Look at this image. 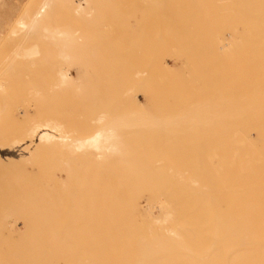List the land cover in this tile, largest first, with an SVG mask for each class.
Masks as SVG:
<instances>
[{"label": "bare ground", "instance_id": "bare-ground-1", "mask_svg": "<svg viewBox=\"0 0 264 264\" xmlns=\"http://www.w3.org/2000/svg\"><path fill=\"white\" fill-rule=\"evenodd\" d=\"M60 1L62 0H40L39 3L38 2L33 3L32 1L30 2V4L28 2V5L27 3L26 5H24L25 10L21 12L22 15H20L19 18H17L12 25L10 24L5 29L0 28V76H1V72L4 73L7 72V76L9 77V75H13L15 71L16 73L21 71L19 70L20 68L19 66H17L18 68H14L16 64H26L27 67L30 68L28 70L31 71L33 67L38 64L42 65L40 69L44 67L46 70V68L48 67L43 66V64L46 65L45 63L52 62L55 64V76L53 79V84H50L52 89L58 91L59 93V90L63 92V89L68 90V88L69 89L76 88L75 91L79 90L80 93L79 92L77 93L81 94V97L82 98L84 97L85 101L86 98L88 99V97H90V99H92V102L95 104V102L98 100L95 99L94 97L96 95H98V97L101 96V94L95 92H97V90L99 91L100 89L104 88L100 86V84L102 86L104 85L102 84V81L104 79L103 77H105V76L102 77L104 71L102 72V75L98 73V75L101 77V83H100V79H95V77L97 76L95 67L98 65L100 66L99 64L101 60L100 54L96 50V47H93L94 48L93 55H95L96 52L97 58L96 57L94 58V56L92 55L89 49L88 50L90 53H88L87 50L86 57L84 56L85 55L84 53H80L81 49H83V45H80L81 44L80 40L82 37L84 38V36L85 38H87L88 34L83 33L84 36H82V34H77L76 32L79 31L81 32L83 26L81 27V30L80 29L75 30L74 27L72 32L73 34L69 31V29L68 31L66 30L67 27H64L67 23L65 25L61 24V27H58L57 25L56 26L53 25L54 27L51 26L55 14V12L53 14L55 8L53 5L54 4L56 5L57 2ZM86 3L87 0H76L72 4L73 11L74 10L76 12L82 11ZM34 4L36 5L34 6ZM61 7L63 8L62 4ZM65 16L66 14L63 16V18ZM75 19H77V17ZM50 20H52L51 25H50ZM70 23H71L70 26L72 27L73 20ZM83 31L85 32V29ZM74 33H76V35ZM89 38L90 37H88V40ZM85 45L86 44H84V46ZM88 47L90 48L91 46L88 45L87 48ZM135 50L137 49L135 48ZM52 56H54L56 60H54ZM84 57L86 58V60L83 59ZM93 58L96 59V62L98 60V64H94L95 62L93 61ZM103 61H101L100 63L103 64ZM110 62L111 61H109V63L105 62L106 66L104 64V67H110L109 70L113 68L111 67L113 64H111ZM92 63H93V69L95 68L94 70L92 69L91 71L92 74L90 75L92 76H90L88 73L85 77V74L88 72L89 67L92 68ZM102 64H101V68H102ZM109 64H111V66ZM261 65H262L261 67H262L263 77L261 78L258 91L257 92L251 91L246 93L242 92L241 94H239L240 96H238L241 97L242 95L241 97L242 100L241 99L239 101L237 100L239 105H235L234 107H231L229 109H224L223 112L220 110H216V112H214L213 116L210 118L212 121L224 119L225 121L227 120L229 122H226L225 124L224 123L211 124L208 135H211L213 138L209 140L199 139L197 135L196 138H194L195 136L193 138H190V136L192 135L189 133H191L192 131L195 133H197L196 130L199 132L201 131L198 130L199 129L198 125L196 129L195 128L196 126H194L193 123L194 121L197 122L198 120H200L197 118L198 113L195 115V111L197 110V108L196 110L189 108L188 109L189 113L188 112L182 113L183 110L182 109L181 114L180 113L178 114L180 118L176 116L177 114L175 112L174 113L176 114L175 115L176 118L171 117V115L165 116L163 119H169V123L171 122L172 127L175 124V122L173 124L172 121L176 120L177 123V121L178 122L180 120L182 121V117L183 120L185 119L184 123H186V119H187L186 116L190 117L189 123L191 121L193 124L191 123V126H188V129L186 130L184 129L187 126L183 124V127L184 126L185 127L183 128L181 126L183 130H181L180 127L179 131H178L179 128H177L176 125L175 126L177 129L173 127L175 128L174 131L173 130L170 131L169 127H167V124L166 125L164 124V126H166V127L163 126L165 128V131L167 128L168 130L165 133L164 130H162L163 138L167 137L166 139H163L159 134L153 132L155 131L154 125L158 129V127H160L161 124L160 126L156 125L154 123L155 120L152 123L151 122L152 120L151 118H153L152 116L150 119H148V121L150 120L149 123L151 122L152 123L151 125H153V127H150V124L147 125L148 121L146 115L150 113L143 114L144 109L143 112H141L142 108L140 106V102L138 99L137 100L134 99L133 100L134 104H132L133 101L127 97L129 100H131L130 102L133 108H131V106L127 102L128 104L127 108H130L128 111H124L125 107L124 109H120L121 112L117 110L118 105L121 107L120 104L122 103V100H120L119 102V99L114 97V93H113L114 91L113 89H111V87L113 88V85H111L109 89L107 88V90L105 89L106 87L104 88V90H106V92L108 91V93L109 91L111 92L112 90L111 95L113 93V97L110 95L111 98L109 97V99H107L106 102L110 107L108 108L104 107L103 106L104 102H102V105L101 104L100 105L103 110H100L99 109L100 101L95 105L93 104V106L96 107L95 111H98V113L92 119L94 120L93 123L94 124L96 123V126L95 127L93 125L91 126H93L95 129L93 128L94 129L93 131H89V127L86 126V128L89 131L88 132L87 129L83 130L82 127L83 125H82L81 126L82 127L81 130L83 131L82 132L80 131L81 127L78 129L77 126H75L76 124L79 123L76 124L74 123L75 125L71 124L74 122V118H72L73 119L72 121L71 118L66 119L69 115L66 118L65 116H62L64 114L67 115V112L70 109H68L66 113L64 112V114H63V110L61 109L62 113L60 115V109L58 114L57 113L58 111L55 109L56 106L55 108L53 107L54 104L52 105L53 110L47 111L46 108H42L47 95L43 94L45 95V97L41 95L42 92L44 91L43 87L40 86L38 88V85L35 84L37 82L34 81L35 82L34 83L32 82V80H30L32 84L34 83L35 86L37 85V89L36 87L34 88L32 87L33 92L31 91L32 89L30 90L32 92L31 94L32 97L30 96L28 99L30 100L31 98L30 104L32 106L29 104L31 107L29 108L30 111L29 109L27 110V108L24 109H26L25 111L29 115L31 114L30 112L32 111V114L34 113V115L36 116L38 110H39L38 114L43 113L44 115H41L38 118H35L33 116L34 117L33 120L28 122L25 121L26 118H24L25 124L21 122L22 124H20L21 125L20 131L18 132L14 131L11 134L9 133V136H5L7 132L6 133L4 132L3 133L4 140L0 139V146H1L0 148L6 147L8 149H11L12 144L14 146L15 144L21 143L19 144V146L20 145L23 146L22 149L27 154H29V156H31L34 150L44 147L43 145L47 142L59 143L60 145L61 144L64 145L65 148L64 147L62 148L64 152L67 150V148L70 149L71 151L70 150L67 151L69 153L73 152L72 156L74 155L76 156L75 153H79V152L80 154L81 153L85 154V156L87 155L88 157H90V155H93L94 159L92 156V160L93 162L95 161L93 167L96 165V162L99 163L100 161L101 163L102 160H105L106 154L107 156L108 154H111L112 155L111 159H113L114 161V168L116 169V171H114L113 169L114 174L111 173L113 174L112 177L114 180H111L110 177V181L114 183L111 182L112 184H110L111 185L110 187L107 182L108 180H106V178L103 179L102 176L104 177L108 176L109 173L107 174L108 170L106 171V169L107 167H110L109 165L112 162V160L110 163L108 161V158L106 159L107 163L106 160L104 161V163L106 164L109 163V165L108 166L104 165L102 167V171L100 172L101 175H99V171H97L98 176H95V179H97L98 183L94 180V182L97 183V185L95 184L94 186L96 188H100L99 186H101L99 192L98 189H96V191L99 194L98 196V194L96 193L97 201H98V202L96 201V203L99 206L98 207L99 210H97V216H96L97 220L96 217L94 218L96 213L95 215L93 214L94 210L91 211L92 208H90V206L88 207L90 208V210L87 208L89 213H86L87 210L83 212L86 213V215L89 217L90 225L93 226V223H91L92 221L97 222L96 223L97 231L95 227L96 224L94 222L95 229L94 227L89 226L91 230H89L88 229L89 227H87L86 228L87 233L89 230V232L93 231L94 234L95 232L96 234L94 235L93 233L91 234L88 233L89 235H86L85 234L86 231H83V235H81L83 240L81 238H76L79 236L76 237L74 236L76 240L75 238L72 240V241H76L75 243H73L74 245H79V248H77V250L81 248L80 246H83L82 247L83 250L81 249L82 251L76 252L75 251L76 246L74 248V245L72 246L71 243L67 245L68 242H65L66 246L68 247L70 246V249L74 248L73 251L70 250L69 253L66 249V246H64L63 248L66 249L67 253L66 252L63 253V251L62 253H60L61 250L58 249L61 248L56 247L55 249H57L58 252L54 249L55 251L52 250V253L46 252L41 255H37V253L34 255L33 254L34 252L33 253L27 252L24 251V248L22 249V247L21 248L15 247V249H13V251H11L8 256L6 255L4 256V254L2 255V253H0V264H264V60ZM52 66L54 68L53 64L51 65V68ZM21 67L23 66L21 65ZM11 68L12 69L14 68L13 69L14 72L12 74H10ZM43 70L41 71L43 72ZM51 70L47 69L48 74L50 72V76L52 75ZM97 70H99V68ZM24 71L27 72L26 70ZM52 71H54V69ZM93 71L95 72L93 73ZM168 71H170V69ZM105 73L107 74L108 71L106 70ZM93 74H95L94 78H93ZM113 74L111 76L110 73L109 76L107 75V78L113 77L115 75ZM174 75H173V81L175 80ZM2 77L6 78V73ZM2 77H0V95H1V91L4 90V85L6 84V82H2V80L5 81V78ZM8 77L6 78L7 80ZM115 77L116 76H114V78ZM97 78L99 77L97 76ZM41 79L43 80V78ZM148 82L150 84V81ZM31 83L29 87L32 86ZM95 87L96 88L99 87V88L95 90ZM127 88H128V82H127ZM89 89L91 90L89 91ZM93 89L95 90L94 93L92 92ZM238 89H240L239 86L237 90ZM125 90L126 88H124V91ZM145 91L147 92V90ZM63 94H65V92ZM93 94H95V96ZM147 94L145 93L146 96ZM55 95H53V97H55ZM68 95L70 97V92ZM72 95H73V91L71 93V97ZM108 95L109 94H107V98ZM116 95L118 94L116 93ZM24 96L26 95L24 94ZM40 96L42 97V99L44 97L43 104L41 101L42 106L39 105L41 98ZM34 97L37 98L35 99ZM53 97L52 100L54 101ZM62 97H65V95L64 96L62 95ZM62 97L60 96L59 98L57 96L56 97L57 99L55 98L56 103L58 102L57 100L58 99L61 100ZM74 97L77 98V94H75ZM114 98H116L117 100H115ZM50 99L51 98H49V100ZM6 100L7 99H5V103H7ZM232 100L234 101V103H236L235 99ZM232 100L229 103L232 102L233 104ZM35 101L38 103L37 105ZM85 101L82 100L81 102L82 103L84 102L85 104ZM47 102L49 103V101ZM61 102L63 101L61 100ZM67 102L68 104L70 103L69 99ZM81 102L80 100L77 101L75 100L74 103L76 105H79L77 103L81 104ZM86 102H88V104H85L86 107L87 105L89 106V104L92 103L90 102V100ZM163 103L164 101H162V104ZM51 104L47 108H49ZM58 104L61 103L58 102ZM75 104L71 108L73 110L71 112L72 114L69 117L77 115V111H76L77 109L75 110L76 113L74 112ZM165 104L166 103H164V106L162 107L166 108ZM96 105L99 107H97ZM32 107L34 108L36 107L35 109L37 110L36 111L31 110ZM38 107H41L40 108L41 112ZM57 108H59L58 105ZM44 109L47 111V112L45 111L46 113L43 111ZM54 109L56 112L54 111ZM89 109H91L90 111H93L94 107L92 110L90 104ZM97 109H99L100 111ZM166 111H167L166 109H163L164 114ZM79 115H81L80 112ZM151 115L152 113L150 114V116ZM26 116L28 117V115ZM81 117L82 116H80V118L75 117V119L81 122ZM177 118L179 120H177ZM89 119L91 120V118H88L87 122L90 121ZM68 121L71 122L69 123V125L66 123ZM82 122L83 123L80 124H84L83 119ZM161 123L163 125V121ZM193 126L194 129H192ZM127 127L128 129L131 128L129 132L125 131ZM135 127L136 128L140 127L141 130L140 128L136 130ZM148 127L154 130L151 132L152 129L147 130ZM189 127H191V130ZM157 129L156 131H158ZM85 131L86 133L84 134ZM253 132H255V134H253ZM0 136H2V134ZM138 137L140 138L138 139ZM157 137H159V139H157ZM160 137L162 139H160ZM8 140L10 142H8ZM68 152L67 155L69 154ZM61 156L62 155H60V157ZM77 156L80 155L77 154ZM87 156L86 159L88 158ZM8 159L7 161H10L11 159H13V157ZM83 160L84 162L85 161L88 162V160L84 159V155L82 161ZM70 163L72 164V162ZM79 163H76V165ZM104 163H102V165ZM81 164L80 166L83 167L85 166V168L87 167L85 163L83 165ZM74 166L75 165L71 167L70 165V169H73ZM82 171L84 172L83 169ZM90 171L91 169L89 170V172ZM69 173L71 174L74 173V170ZM83 174L81 177L82 179L84 178ZM94 174L95 173L93 171L91 175L94 176ZM85 175L87 174L85 173ZM73 176H75V174H73ZM99 176H100V180H99ZM114 177H117L116 178L117 180ZM54 178L56 179V176L53 177L52 183L55 180ZM88 178L90 179L89 176ZM101 178L103 182L99 184L102 181ZM89 179L87 180V182L89 181ZM73 181H75V179ZM82 181H85V178L81 180V182ZM90 181L93 182L92 179H90ZM65 183L67 185L66 181ZM82 183L80 184L79 182H76V185L80 184L81 186ZM84 183L86 184V182ZM87 184L90 185L89 183ZM53 186L54 187L56 186L55 182ZM53 186H52V190H53ZM85 186L82 188H85ZM91 186L92 185H90V187ZM55 188H57V186ZM76 188L77 187H75V189ZM54 191L56 192V190ZM93 191H95V189ZM88 193L91 194V192L89 191ZM94 193L95 192H93V195ZM91 196L92 195H90V197ZM142 199L145 200L144 205L142 204L143 202H141ZM155 208L156 211L158 210L157 214H155L153 211ZM37 210L39 212V209ZM71 214L72 213H70V217ZM73 214H74L73 217H76V222H79L80 220H78L77 219L78 217L76 216L77 213H74L73 211ZM80 216H81V212H80ZM47 217H49V215ZM86 219L85 217L82 219V222L84 221L85 225H87L88 223ZM73 222H75V220ZM73 222L71 220V225ZM43 223L44 221L42 222V224ZM46 225H47V219L45 226ZM48 225L51 227L50 224ZM66 225L68 224L66 223ZM55 226L57 225L55 224ZM65 231L66 232L68 231L67 232L68 235L63 231L65 233V236L63 237H60L61 234L60 235L56 234L57 237L60 239L59 241L61 242L62 240V245L64 243L63 241L64 237L66 238H68L69 236L72 237V234L70 233V231L72 232L71 229L69 230V228L67 229L66 227ZM69 233L71 235H69ZM46 235L48 236V233ZM38 236L39 235L37 234L36 236L37 247H38V242L43 241L42 244L44 243L46 244L47 240L50 239L49 237V239L45 241L44 237L46 238V236H42L41 234V238L43 237L42 239H38ZM55 237L56 236H54L53 239L51 235L52 239L51 241L50 240L49 241L52 242V240L56 239ZM32 239H34V237H32ZM66 240L68 241V239ZM69 241L71 242V240ZM78 241H81L82 243L78 244ZM55 242L56 240L54 241V243ZM60 242L59 244H61ZM42 244L39 245L42 246ZM49 245L51 246V248L53 247L52 246L53 244H49ZM23 246L25 247V245ZM26 248L28 247L26 246L25 250ZM45 248L46 250L48 249L51 250V248L47 247V245L45 246ZM71 251L73 252L72 254Z\"/></svg>", "mask_w": 264, "mask_h": 264}, {"label": "rangeland", "instance_id": "rangeland-1", "mask_svg": "<svg viewBox=\"0 0 264 264\" xmlns=\"http://www.w3.org/2000/svg\"><path fill=\"white\" fill-rule=\"evenodd\" d=\"M32 1L33 3L34 2L39 3L40 0L38 1L36 0H31V1L30 0H0V28L5 29L10 24L12 25L13 22L17 18H19L20 15H22L21 12L25 10L24 5H26V3L28 5V2L30 4V2ZM75 1L76 0H64L63 2L62 0L60 2H57L56 5L54 4L53 6L55 8H54L53 14L54 12L55 14L53 17V21L50 20V25H51V21H52L51 26L57 25L58 27H61V24L65 25L67 23L64 27H67L66 30L68 31L69 29L71 33L73 32L74 27H75L74 28L75 30L76 29L81 30V27L83 26L82 27L83 29L81 30L82 33L79 30H77L79 32H76L77 34H82V36H84L85 33L88 34L87 38H85L84 36V38L82 37L80 40V43H81L80 45H83V49L85 51L84 52L83 49H81L80 53H84L85 54L84 56L86 57L87 50L89 49L93 55V51H94L93 47H96V50L100 54V58H101L100 62L104 60L106 63H109V61H111L110 63L113 64L112 66L111 64H109L111 67H113L111 68V70H109L110 67H104V64L106 66V63L104 61H103V64L99 62L100 66L98 65L95 67L96 69L94 68L97 72L96 75L99 78H97L96 76L95 79H100V83H101V77L98 75V73L102 75V72L104 71L102 75V77L105 76L103 77L104 79L102 81V84L104 85L102 86L100 84V86L104 88L106 87L105 89L107 90V88L109 89V87L113 85V88L111 87V89H113L114 91L113 92L114 97L119 99V102L120 100H122V103L124 105L123 106L122 103L120 104L121 107L118 105L119 109L117 106V110H119L120 112H121L120 109H124V107L126 109V110L124 109V111H128L130 109V108H127L128 107L127 102L131 106L130 101L131 100L133 101L134 99L135 100L138 99L140 102V106L142 108V109L140 108L141 112H143V109H144L143 114L152 113L151 116L150 114L146 115L147 121L153 116V118H151L152 119L151 122L153 123V121L155 120L154 123L156 125L160 126L161 124V126L158 127V129L154 125L155 131H153L154 129L149 128V127L147 128V130L152 129L151 132L153 131L159 134L162 138H163L162 130H164V133L167 132L168 130L167 128L165 131L164 127L166 126H164V124L165 125L167 124V127H169L170 131L171 130L174 131L176 126L177 128H179L178 129L179 131L180 127L181 126L183 127V124L187 126L184 129L186 130L188 129V126H191V123H192L191 121L189 123L190 117L186 116V118L188 119V120L186 119L187 124L184 123L185 119L183 120V117H182V121L181 120L179 122L177 121V123H176V120L172 121L173 124L175 122V124L173 125V127L175 128H173L171 126L172 125L171 122L169 123V119H163L165 116L171 115V117L176 118L175 115L177 114L176 116L180 118L178 114L179 113L181 114L182 109L185 110L186 108L185 111L182 110V113H187L189 108L195 109V110L197 108V110L195 111V115L198 113L197 118L200 119L201 121L197 119L198 121L197 122L194 121L193 123H194V126H196L195 128L197 129V125H198V128H199L198 130H201L202 132L200 131L201 132L200 133L199 131L196 130L197 133H195L192 131L193 133L192 132L189 133L192 135L190 136V138H193L194 136H195L194 138H196V135H197L199 139H205V140L212 139L213 137L211 135H208V132L210 130V125L213 123H218V124L224 123L225 124L226 122H229L227 120L225 121L224 119L212 121L210 118L213 116V113L216 112V110H220L223 112L224 109H229L231 107H234L235 105H239L238 101L240 99L242 100L241 98L242 95L241 97H238V96H240L239 94H241L242 92L246 93V92H251V91L252 92L258 91L261 78L263 77L261 64L264 60V0H90V2L89 0H87V3L83 8L84 10L82 9V11L80 12H76L75 10L73 11L72 9L73 8L72 4ZM61 4L63 8L61 7ZM35 5L36 4H34V6ZM65 14L66 16L63 18ZM75 16L77 17V19H75L76 18ZM72 20H73V23L71 27L70 22ZM63 25H62V28H63ZM84 29H85V32L83 31ZM86 30H88L89 32ZM76 33L74 34L76 35ZM88 37H90L89 40H88ZM83 41H84V44H86L85 46L83 44ZM87 44L91 46L90 47L91 49L89 47L87 48L88 46ZM85 47H86V50H85ZM135 48L137 50H135ZM89 50H88V53H90ZM143 51L146 55L143 53ZM101 54H102V57H101ZM93 56L94 58L96 57V52H95V55ZM52 57L54 58V56ZM85 57L83 58L84 60H86ZM94 58H93V61L95 62L94 64H98V60L96 62V59ZM54 60L56 59L54 58ZM49 63L48 62L45 63L46 65L43 64V66L48 67L46 68V70L44 67H43L44 70L43 68L40 69L42 65L38 64L34 66L31 71L28 70L30 68H28L26 64H16L14 68H18L17 66H19L20 67L19 70L21 71L17 73L15 71L13 75L8 74L9 77L7 76V72H5L6 78L8 77V80L5 77H2L5 75V73L1 72L0 77L5 78V81L2 80V82H6V84L4 83L6 87L4 85V90L2 89L3 91H1V95H0V135L2 134V136H0V139L4 140L3 139L4 132L5 133L7 132L8 134V135L6 134L5 136H9V133L11 134L14 131L15 132L20 131V126H21L20 124H22L21 122L24 123V118H26L27 120L25 119V121L28 122V121L33 120L34 117L38 118L39 116L44 115L43 113L38 114L39 110L37 111L36 116L34 115V113L32 114V111L30 112L32 115L31 114L29 115L26 113L25 111L26 109H24V108H27L28 110L29 108H31L30 107L31 98L30 100L28 99L33 92L32 87L33 88L36 87V89H37V85H38V88L40 86L43 87L44 91L42 92L41 95L43 94L47 95L46 97L47 99L45 98V102L43 104V99L45 95H43L44 96L43 99L40 96L41 98H40L39 105L42 106L41 105V101H42V104H43L42 108H46L47 111L53 110V107L55 108L56 106L55 109L58 111L57 113L59 114V109H60V115H61L62 110L64 114V112L66 113L68 109H70L71 111L69 110L67 112V115L65 114L62 115V116H65V118L68 115L70 116L72 114L71 112L73 109L71 108L75 104L74 103L75 100L76 101L80 100V102L82 100L85 101L84 97L82 98L81 94H79L80 91L79 90L75 91L76 88H71L73 91L72 97H71L72 91L69 88L68 90L70 92V97L68 95L69 94L68 90L63 89V92L59 90V93H61L59 94L58 91L51 88L50 84H53V79L55 76V64L52 62H49ZM52 64L54 65V68L52 66L54 71H52L53 69L51 68ZM101 64H102V68H101ZM21 65L23 67H21ZM98 68L99 70H97ZM105 68L108 71L107 74L105 73L106 72ZM13 69L11 68L10 74L14 72ZM47 69L48 70L52 69L51 76H50V72L48 74ZM92 69H93V63H92V68L89 67L88 72L85 74V77L88 73L89 75L92 74L91 72ZM100 69H101V72H100ZM169 69L170 71H168ZM24 70H26L27 72H25ZM38 70H39V73H38ZM41 70H43V72ZM94 72L95 71H93V73ZM29 73L31 74V76ZM110 73H111V76L113 74L117 78L116 77L114 78V76L111 77L112 79L107 78V75L109 76ZM173 75L175 76L174 81H173ZM94 76L95 74H93V78ZM41 78H43L44 81ZM107 79L112 82L108 81ZM30 80H32V82L34 81L37 82V83L34 82L37 85L35 86L34 83L32 84ZM45 80H46V83H45ZM144 80L146 81V83ZM148 81H150V84ZM127 82H128V88H127ZM30 83L32 85L31 87H29ZM238 86L240 87V89L237 90ZM97 88L95 87V90ZM104 88L100 89L99 91L97 90V92H95L94 89L92 91L93 93L95 92V93L101 94L100 97H98V95L95 96V94H93L95 96L94 98L98 100L95 102V104L99 103L100 101L99 103L100 110H103L101 108L102 102H104L103 103L104 107L106 108L110 107L106 102H107V99H109V97L110 98L111 96L113 97V93L111 95L112 90L111 92L109 91L108 93V91L106 92ZM124 88H126L127 92L126 90L124 91ZM91 89H89V91ZM145 90H147V92ZM64 92L65 94H63ZM52 93L53 95L56 94L55 97H53ZM116 93L118 95H116ZM145 93L146 94L148 93L147 96L145 95ZM24 94L26 96H24ZM75 94H77V98L79 99L74 97ZM107 94H109L108 98H107ZM51 95L54 101L52 100ZM62 95L63 96L65 95V97H62ZM57 96L59 98L60 96L62 97L61 100L63 102H61L60 99L57 100L61 104H58V102L56 103ZM127 97L131 100H129ZM186 97H187V100H186ZM1 98L2 100L4 98L7 99L6 100L7 103H5V99L2 101ZM34 98L36 99L37 97H34ZM49 98L51 99L49 100ZM70 98L72 99L73 102L71 101ZM116 98L114 99L117 100ZM68 99L71 104L70 103L68 104L67 102ZM232 99H235L236 103H234ZM89 100L90 102H92V99H90V97H88V99L86 98V101H89ZM231 100L233 101V104L232 102L229 103ZM47 101H49V103ZM86 101H85V104H88V102ZM162 101L166 103L165 104L166 108L162 107L164 106V103L162 104ZM27 104L28 105L30 104V105L28 106ZM37 104L38 103L36 102V105ZM50 104L51 106L47 108ZM77 104L79 105L75 104L74 112L77 109L76 110L77 115H79V112L81 115L79 116L74 115L72 117L68 116L69 118L67 117L66 119L74 118V122L71 123L68 121L66 123L68 125L69 123L73 125H75L76 123H79L75 125L77 126L78 129L83 125L82 126L83 130H86L87 129L86 126H87L89 127V131H93L95 129L94 127L96 126V123L94 124L93 123L94 120L92 119L98 113V111H95L96 107L93 106L94 103L93 102L90 103L92 110L94 107L93 111H90L91 109H89L90 104L89 106L87 105V107L85 106L84 102L83 103L81 102V104L80 103H77ZM132 104H134V101L132 102ZM57 105L59 106V108H57ZM65 106H66V109H65ZM157 106H159L162 109H160ZM167 106L169 109L167 108ZM77 107H80V108H77ZM33 108L34 107H32L31 110L33 111L37 110L35 109L36 107L34 109ZM38 108L40 109L41 107H38ZM131 108L133 107L131 106ZM163 109L167 110L165 114L163 112ZM46 110L44 109L43 111L45 112ZM40 112H41V109H40ZM26 115H28V117ZM80 116H82L81 122L75 119V117L80 118ZM203 117H206V118H203ZM88 118H91V120L89 119L90 121L87 122ZM178 118L177 120H179ZM82 119L84 121V124H80V123H83ZM161 120L163 121V125L161 123L162 122ZM149 121L147 122V125L150 124V127H153V125H151L152 123L151 122L149 123ZM91 125H93L94 127ZM194 126L192 127V129H194ZM82 127L80 128V131H82L81 130ZM182 127H181V130H183L185 126L183 128ZM138 128L140 127H137L136 130ZM189 128L191 130V127ZM130 129L131 128L128 129L127 127L125 131L129 132ZM156 129L158 131H156ZM85 133L86 131L84 132V134ZM253 134H255V132H253ZM161 137L160 139H162ZM168 137H171V136H168ZM139 138L140 137H138V139ZM166 138L167 137H164L163 139H166ZM175 138H178V137H175ZM157 139H159V137H157ZM8 142L10 141L8 140ZM16 143H19V142H16ZM19 144H15L14 146L12 144L11 145L12 148L10 147L11 149H8L6 147L0 148V157H1L0 158V253H2V255L4 254V256L5 255L8 256L9 253L13 251V249H15V247L17 248L22 247V249L24 248V251L31 252V253L34 252L33 253L34 255L36 253L37 255H41L46 252L52 253V250H54L56 247L61 248V249H58V250H61L60 253H62V251L63 253L66 252V249L69 253L70 250L73 251L75 246H76V250H75L76 252L82 251L83 246H80L81 248L77 250V248H79V245H74L73 243H75L76 241H72V240L76 236H79L76 238L82 239L81 235H83V231H86L85 232L86 235H89L91 233L94 234L93 231L89 232V230H91L89 226H92V225H90L89 217L86 215V213H89L87 208L90 206V208H92L91 211L94 210L93 214L95 215L96 213V215L94 216L95 218L97 216V210H99L98 209L99 206L96 203L97 201L96 193L98 194L99 189L101 188V186H99L100 188H96L94 186L95 184L97 185L98 183L97 179H95V176H98L97 171H99V175H101L100 172L102 171V167L104 165L108 166L111 160L112 162L110 163L109 166L111 167L112 165L113 168L107 167L106 171L108 170L107 174L108 173L109 174L106 177L102 176V178L103 179L106 178V180H108L107 182L109 184V187L111 186L110 184L114 183L110 181V177H111V180H114L112 177L114 174L113 169L114 171H116V169L114 168V161L113 159H111L112 155L111 154H108V156L107 154L105 155V160L108 158V161H109L108 164H106L107 160H106V163H104L105 160H102L101 163L100 161L99 163L96 162V165L93 167L95 163V161L93 162L92 160L93 155H90V157L86 155L88 157L87 159H86L85 154H82V153L80 154V152L75 153L76 156L75 155L72 156L73 152L69 153L67 150H70V149L68 148L64 152L62 149L64 145L62 144L60 145L59 143L47 142L43 145L44 147L34 150L31 156H29V154H27L22 149L23 146L21 145L19 146ZM67 152L70 155L69 154L67 155ZM77 154H79L80 156H77ZM60 155L62 156L60 157ZM83 155H84V159L88 160V162L87 161L84 162V160L82 161ZM7 157L8 158L13 157V159H11L10 161H7L8 159ZM68 159H69V162H68ZM93 159H94V156H93ZM70 162H72V164L75 165L76 168H79V169H76L75 166L73 169H70V165L71 167L73 166ZM76 163H79L77 164L79 166H77ZM84 163L87 166L86 168L85 166L84 167L80 166V164L83 165ZM102 163L104 164L102 165ZM68 164H69V167H68ZM80 167L84 170V172L82 171ZM89 167L91 169L90 172H89L90 170ZM108 168L110 169V172ZM71 170L72 171L74 170V173L72 174L69 173V172H72ZM65 171H68V172H65ZM93 171L95 173L94 176L91 175ZM85 173L87 175H85ZM73 174H75V176H73ZM82 174H83V177L85 178V181H82L83 183L81 182V180L84 179V178L83 179L81 178ZM69 175H72V176H69ZM54 176H56V179L54 178L55 179L54 182L57 188H55L56 186L55 187L53 186L54 182L52 183ZM88 176L90 177V179L93 180V182L90 181ZM91 176L94 178H92ZM87 178L89 179L88 182H87L88 180ZM114 178L116 179L117 177H114ZM74 179L75 181L79 179L80 181L77 180L76 182H79L80 184L82 183V185L81 186L80 184L76 185V182L73 181ZM94 180L97 183H95ZM99 180H100V176H99ZM65 181L67 182V185ZM84 182H86V184ZM102 182L103 180L99 184H101ZM87 183L92 185L93 187L92 186L91 187L93 190L95 189V191H93L90 185H88ZM52 186H53V190H52ZM84 186L85 188H82ZM75 187L77 188L75 189ZM96 189H98V192L96 191ZM54 190H56V192ZM76 190H79V191H76ZM88 191L91 192V194H89ZM93 192H95L94 195H93ZM74 195H75V198H74ZM90 195L92 196L90 197ZM141 202H143L142 203L143 205L145 204L144 199H142ZM90 208L88 209L90 210ZM37 209H39V212ZM72 210L74 211V213H77L76 216L78 217L77 219L80 220L79 222H76V217H73L74 214ZM84 211H86V213H83ZM153 211L155 214L158 213V210L156 211V208ZM80 212H81V216L83 217L80 216ZM70 213L73 214V215L71 214V217H70ZM48 215L51 218L47 217ZM84 217L85 219L88 217L86 219L88 222L87 223L88 226L85 225L84 221L82 222V219ZM46 219H47V225L50 224L51 227L49 225L45 226ZM71 220L72 222L75 220L76 223L73 222L71 225ZM96 220H97V217H96ZM43 221L44 223L42 224ZM54 222L57 226H55ZM94 222L95 221L91 222L93 223L92 227H94ZM66 223L68 225H66ZM96 223L97 222H95V224ZM39 224L41 225V227ZM63 226H64V229H63ZM66 227L67 229L69 228V230L70 229L72 230V232L70 231V233L72 234V237L70 236L68 238L64 237V240H63L64 243L62 245V240L60 242L59 241L60 239L57 237V235L61 234L60 237L65 236V233L67 234L68 232V231L67 232L65 231ZM87 227H89L88 228L89 234L87 233V230H86ZM95 227L97 231V224L95 225ZM39 229L42 231H40ZM62 229L65 233L62 231ZM41 232L43 233L45 232L44 233L45 235ZM46 232L48 233V236L46 235L47 234ZM70 233L69 235H71ZM37 234L39 235L38 239L43 238V237L41 238V234L42 236H46V238L44 237L45 241L49 239V237H50L49 240L51 241L52 239L51 235L53 239H54V236H56L55 240L56 242L57 241L58 242L54 243L55 240H52V242L47 240L46 244L45 243L42 244L43 241L42 242L40 241L38 242V247H37V240H36ZM32 237H34L35 241L34 239H32ZM66 239H68V241ZM69 240H71V242ZM59 242L61 244H59ZM65 242H68L67 245L71 243L72 246L74 245V248L70 249V246L69 247L66 246ZM80 243L82 242L78 241V244ZM39 244L40 245L42 244V246H40ZM49 244H53L52 246L54 248L53 247L51 248ZM23 245H25V247L27 246L28 248H26L25 250V247ZM46 245L47 247L51 248V250L50 249L46 250L45 248ZM64 246H66V249L63 248ZM42 247L44 248V250ZM55 250L57 251V249ZM72 251H71V254L73 253Z\"/></svg>", "mask_w": 264, "mask_h": 264}]
</instances>
